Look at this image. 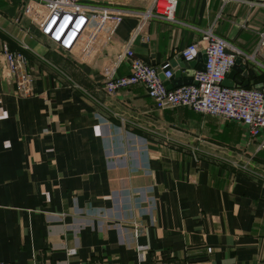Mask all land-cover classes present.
<instances>
[{
	"label": "crops",
	"instance_id": "obj_1",
	"mask_svg": "<svg viewBox=\"0 0 264 264\" xmlns=\"http://www.w3.org/2000/svg\"><path fill=\"white\" fill-rule=\"evenodd\" d=\"M26 1L0 0V48L25 49L35 77L18 97L0 76V264H264L258 139L188 108L156 109L142 85L108 96L98 73L129 44L159 68L211 30L247 69L233 88L264 89V0H176L173 22L152 17L136 36L151 0H78L124 15L78 59L22 15Z\"/></svg>",
	"mask_w": 264,
	"mask_h": 264
},
{
	"label": "built area",
	"instance_id": "obj_2",
	"mask_svg": "<svg viewBox=\"0 0 264 264\" xmlns=\"http://www.w3.org/2000/svg\"><path fill=\"white\" fill-rule=\"evenodd\" d=\"M176 7V0H151L149 9L139 16L135 36L142 32L152 17L173 22ZM22 15L54 49L75 58L89 56L95 47H101L124 16L108 10L87 9L79 5L78 0H27ZM203 42V46L189 44L179 53L185 63L195 61L199 53L205 57L203 70L195 72L189 85L168 90L164 81H170L174 76L169 62L159 68L151 66L136 57L129 44L116 62L106 61L99 68L102 90L112 96L120 90L142 85L156 109L184 107L200 115L236 123L247 129L251 139H258L256 152L264 151V89L222 86L240 52L211 30L205 32ZM259 46L264 49V32L260 34ZM0 58L3 64L1 79L13 87L16 96H31L35 77L27 57L20 51L3 46ZM122 62L128 65V74L119 76L116 70ZM75 254V249L67 250L68 256ZM152 264L178 263L158 261Z\"/></svg>",
	"mask_w": 264,
	"mask_h": 264
},
{
	"label": "water",
	"instance_id": "obj_3",
	"mask_svg": "<svg viewBox=\"0 0 264 264\" xmlns=\"http://www.w3.org/2000/svg\"><path fill=\"white\" fill-rule=\"evenodd\" d=\"M205 57L203 53H199L197 59L195 61L185 63L181 58L180 59H172L169 61L171 68L174 71V76L170 81H164V85L168 90L173 89L171 85L174 87H180L184 85H189L192 83V78L196 71L203 70L204 68ZM235 72H240L243 77H247V69L242 64V58L238 57L235 60V64L232 68V71L227 75V77L223 80L222 86L233 88L231 85V81ZM246 83H244L243 87H245Z\"/></svg>",
	"mask_w": 264,
	"mask_h": 264
},
{
	"label": "trees",
	"instance_id": "obj_4",
	"mask_svg": "<svg viewBox=\"0 0 264 264\" xmlns=\"http://www.w3.org/2000/svg\"><path fill=\"white\" fill-rule=\"evenodd\" d=\"M23 7H24V6H23ZM10 50H12V49H10ZM12 51H20V52H22V53L27 57V59H28V56H27V54H26V50H25V49L20 48V49H16V50H12ZM28 62H29V59H28Z\"/></svg>",
	"mask_w": 264,
	"mask_h": 264
},
{
	"label": "rangeland",
	"instance_id": "obj_5",
	"mask_svg": "<svg viewBox=\"0 0 264 264\" xmlns=\"http://www.w3.org/2000/svg\"><path fill=\"white\" fill-rule=\"evenodd\" d=\"M61 54L65 55V57H67V55H66V54H64V53H61ZM77 59H78V58H77Z\"/></svg>",
	"mask_w": 264,
	"mask_h": 264
}]
</instances>
